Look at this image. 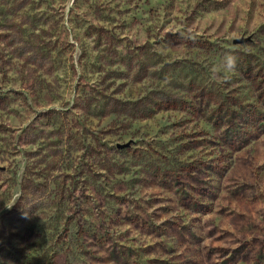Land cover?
I'll return each instance as SVG.
<instances>
[{
  "label": "rangeland",
  "instance_id": "obj_1",
  "mask_svg": "<svg viewBox=\"0 0 264 264\" xmlns=\"http://www.w3.org/2000/svg\"><path fill=\"white\" fill-rule=\"evenodd\" d=\"M70 248L264 264V0H0V264Z\"/></svg>",
  "mask_w": 264,
  "mask_h": 264
},
{
  "label": "trees",
  "instance_id": "obj_2",
  "mask_svg": "<svg viewBox=\"0 0 264 264\" xmlns=\"http://www.w3.org/2000/svg\"><path fill=\"white\" fill-rule=\"evenodd\" d=\"M66 254H67V264H79L82 256L80 251H76L70 248L66 251Z\"/></svg>",
  "mask_w": 264,
  "mask_h": 264
},
{
  "label": "clouds",
  "instance_id": "obj_3",
  "mask_svg": "<svg viewBox=\"0 0 264 264\" xmlns=\"http://www.w3.org/2000/svg\"><path fill=\"white\" fill-rule=\"evenodd\" d=\"M236 63H237L236 57L231 55V54L226 55V57L224 58V65H225L226 69L229 70V71L235 69ZM13 205H14V203L9 205V206H5V207L8 208V209H11V207Z\"/></svg>",
  "mask_w": 264,
  "mask_h": 264
},
{
  "label": "water",
  "instance_id": "obj_4",
  "mask_svg": "<svg viewBox=\"0 0 264 264\" xmlns=\"http://www.w3.org/2000/svg\"><path fill=\"white\" fill-rule=\"evenodd\" d=\"M240 42H242V40H240Z\"/></svg>",
  "mask_w": 264,
  "mask_h": 264
}]
</instances>
